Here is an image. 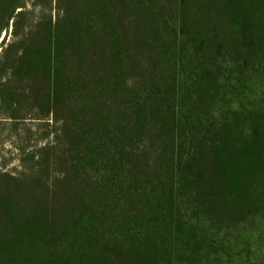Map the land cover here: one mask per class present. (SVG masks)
I'll return each mask as SVG.
<instances>
[{"label":"trees","instance_id":"trees-1","mask_svg":"<svg viewBox=\"0 0 264 264\" xmlns=\"http://www.w3.org/2000/svg\"><path fill=\"white\" fill-rule=\"evenodd\" d=\"M28 1L0 0V264L230 260L264 219V0Z\"/></svg>","mask_w":264,"mask_h":264},{"label":"rangeland","instance_id":"rangeland-1","mask_svg":"<svg viewBox=\"0 0 264 264\" xmlns=\"http://www.w3.org/2000/svg\"><path fill=\"white\" fill-rule=\"evenodd\" d=\"M34 0L28 1L27 9L33 15L30 23L36 24L37 19H43L52 15L55 17V8L49 10L33 5ZM5 39V42L3 40ZM15 40L13 35V24L7 33H3L0 37V54L5 48L3 43L8 44ZM3 42V43H2ZM27 124V120H26ZM32 126L34 124L28 123ZM23 142L19 138H13L11 126L5 119L0 118V172L11 175H18L21 171L20 165V149ZM233 241V249L231 259H224L223 264H264V219H257L253 225H248L238 230L236 239ZM220 264V263H218Z\"/></svg>","mask_w":264,"mask_h":264}]
</instances>
